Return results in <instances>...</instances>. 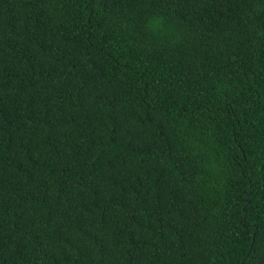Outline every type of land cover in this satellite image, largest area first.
Returning a JSON list of instances; mask_svg holds the SVG:
<instances>
[{"label":"trees","instance_id":"16d2710c","mask_svg":"<svg viewBox=\"0 0 264 264\" xmlns=\"http://www.w3.org/2000/svg\"><path fill=\"white\" fill-rule=\"evenodd\" d=\"M0 264H264V0H0Z\"/></svg>","mask_w":264,"mask_h":264}]
</instances>
